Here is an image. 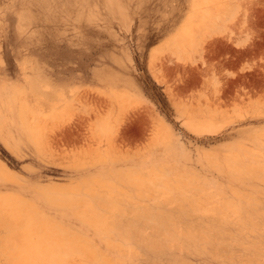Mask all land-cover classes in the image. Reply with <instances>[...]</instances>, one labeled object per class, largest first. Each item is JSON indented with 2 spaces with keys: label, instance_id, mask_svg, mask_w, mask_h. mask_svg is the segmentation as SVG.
Masks as SVG:
<instances>
[{
  "label": "rangeland",
  "instance_id": "rangeland-1",
  "mask_svg": "<svg viewBox=\"0 0 264 264\" xmlns=\"http://www.w3.org/2000/svg\"><path fill=\"white\" fill-rule=\"evenodd\" d=\"M0 264H264V0H0Z\"/></svg>",
  "mask_w": 264,
  "mask_h": 264
},
{
  "label": "water",
  "instance_id": "water-1",
  "mask_svg": "<svg viewBox=\"0 0 264 264\" xmlns=\"http://www.w3.org/2000/svg\"><path fill=\"white\" fill-rule=\"evenodd\" d=\"M143 77H146V75L144 73H142Z\"/></svg>",
  "mask_w": 264,
  "mask_h": 264
}]
</instances>
